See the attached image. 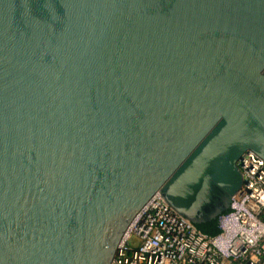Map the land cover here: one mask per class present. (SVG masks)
I'll return each mask as SVG.
<instances>
[{"label":"water","instance_id":"obj_1","mask_svg":"<svg viewBox=\"0 0 264 264\" xmlns=\"http://www.w3.org/2000/svg\"><path fill=\"white\" fill-rule=\"evenodd\" d=\"M264 161V0H0V264H113L156 195L192 225Z\"/></svg>","mask_w":264,"mask_h":264},{"label":"built area","instance_id":"obj_2","mask_svg":"<svg viewBox=\"0 0 264 264\" xmlns=\"http://www.w3.org/2000/svg\"><path fill=\"white\" fill-rule=\"evenodd\" d=\"M244 185L219 233L200 231L156 194L126 231L113 264H264V161L246 153L238 162Z\"/></svg>","mask_w":264,"mask_h":264},{"label":"trees","instance_id":"obj_3","mask_svg":"<svg viewBox=\"0 0 264 264\" xmlns=\"http://www.w3.org/2000/svg\"><path fill=\"white\" fill-rule=\"evenodd\" d=\"M196 227L200 231H202L203 233L210 235V236H214V235H217L219 233L217 220L208 222L206 224L196 225Z\"/></svg>","mask_w":264,"mask_h":264}]
</instances>
